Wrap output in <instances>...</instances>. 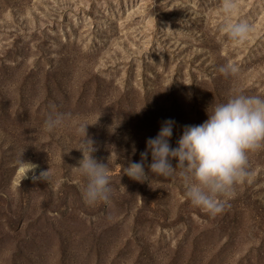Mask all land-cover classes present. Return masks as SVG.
Masks as SVG:
<instances>
[{
    "label": "rangeland",
    "instance_id": "1",
    "mask_svg": "<svg viewBox=\"0 0 264 264\" xmlns=\"http://www.w3.org/2000/svg\"><path fill=\"white\" fill-rule=\"evenodd\" d=\"M237 3L230 22L251 24L240 45L220 28L222 0H0V264H264V148L215 217L186 199L179 169L150 184L121 171L162 121H176L175 147L206 109L264 97V0ZM57 111L71 118L49 134ZM85 122L107 203L82 198Z\"/></svg>",
    "mask_w": 264,
    "mask_h": 264
},
{
    "label": "clouds",
    "instance_id": "2",
    "mask_svg": "<svg viewBox=\"0 0 264 264\" xmlns=\"http://www.w3.org/2000/svg\"><path fill=\"white\" fill-rule=\"evenodd\" d=\"M219 11L224 17L220 25L222 32L237 45L245 43L251 32L250 22L246 19L230 22L239 12L237 0H222ZM219 71L227 77L235 74L238 68L228 64L221 66ZM206 112L207 119L201 124L183 126L175 147L170 145V138L176 121L171 118L162 121L156 136L145 141L140 161H129L127 166L122 165L121 171L135 181L150 184L153 178L171 177L179 169L186 199L215 217L225 208L227 201L223 197H230L234 186L248 176V153L264 148V97L234 95L216 104L211 112L207 109ZM70 118V113H51L44 121V131L54 133L64 127ZM87 125L86 122L80 125L83 139L82 147L78 149L83 156L76 166L85 180L81 189L82 198L88 205L107 203L112 192L107 165L92 156L95 148L87 137ZM149 155L151 162L146 163ZM27 163L29 166L24 170L23 178L38 167ZM51 176L48 168L38 175L34 174L32 179L47 183Z\"/></svg>",
    "mask_w": 264,
    "mask_h": 264
}]
</instances>
